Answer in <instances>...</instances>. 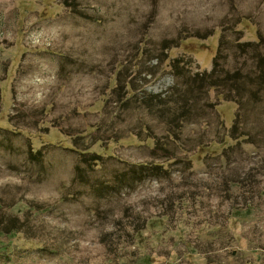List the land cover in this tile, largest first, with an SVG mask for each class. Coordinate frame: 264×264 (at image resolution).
Returning <instances> with one entry per match:
<instances>
[{"label":"rangeland","instance_id":"374dc122","mask_svg":"<svg viewBox=\"0 0 264 264\" xmlns=\"http://www.w3.org/2000/svg\"><path fill=\"white\" fill-rule=\"evenodd\" d=\"M263 63L264 0H0V264H264Z\"/></svg>","mask_w":264,"mask_h":264},{"label":"trees","instance_id":"16d2710c","mask_svg":"<svg viewBox=\"0 0 264 264\" xmlns=\"http://www.w3.org/2000/svg\"><path fill=\"white\" fill-rule=\"evenodd\" d=\"M263 65H264V63H263ZM176 74L179 75V72H177Z\"/></svg>","mask_w":264,"mask_h":264}]
</instances>
